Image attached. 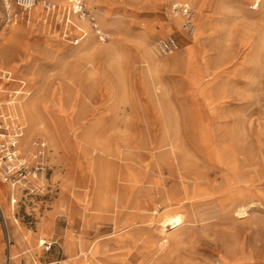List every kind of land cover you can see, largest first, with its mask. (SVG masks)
<instances>
[{
    "label": "rangeland",
    "instance_id": "obj_1",
    "mask_svg": "<svg viewBox=\"0 0 264 264\" xmlns=\"http://www.w3.org/2000/svg\"><path fill=\"white\" fill-rule=\"evenodd\" d=\"M47 1L59 11L44 7L39 17L8 25L0 0V69L13 74L14 86L24 83L26 127L14 166L32 173V182L12 188L1 178L10 166L4 161L0 186L18 191L12 231L25 241L29 264H264V4L86 0L95 28L73 14L70 0L67 10ZM178 3L195 12L191 56L194 37L181 18L180 26L172 21ZM168 35L180 47L161 56L157 42ZM26 103L34 106L31 121ZM40 140L48 148L35 179ZM206 161L246 163L232 185L226 170ZM240 194L247 195L244 214L228 201ZM165 214H180L183 224L163 225ZM43 242L55 244L46 252Z\"/></svg>",
    "mask_w": 264,
    "mask_h": 264
},
{
    "label": "built area",
    "instance_id": "obj_2",
    "mask_svg": "<svg viewBox=\"0 0 264 264\" xmlns=\"http://www.w3.org/2000/svg\"><path fill=\"white\" fill-rule=\"evenodd\" d=\"M71 1V11L74 15H77L81 19H87L92 24H94L95 28L98 26L95 24L96 17L91 13L88 8L86 0H70ZM5 5L6 12V22L8 25L18 24L23 17L29 19V14L34 9L39 0H3ZM44 7L49 12H57L59 11L58 7L53 4L45 3ZM258 5L256 6V9ZM19 10L18 12L16 11ZM171 13L174 16L181 17L183 22V29L189 35L193 36L196 31V23H195V12L192 6L189 3H178L174 4L171 7ZM100 34H102L99 31ZM180 44L176 37L173 35H168L164 38H161L157 42V51L161 56H170L179 50ZM23 95V93H22ZM20 93L15 92L9 94V98L7 101H0V168L6 166L7 164L4 161H7L8 166L5 174L1 176V178L6 183H10L12 188H16V185L30 182L32 178H29L31 170H28V167L24 163H20V166H14L15 161H19V152L18 144L20 139L24 136L25 126L20 122V113H19V100ZM35 153L34 159L36 167H34L33 177L37 179L39 177V172L45 170V156L47 153V143L45 141H37L34 143ZM23 161V160H22ZM18 171H15L17 170ZM30 173V174H29ZM16 174H18L21 178L16 180ZM32 182V181H31ZM0 218L4 221V225H6V220L4 218V211L0 205ZM8 244H10V240L8 237ZM53 244L46 245V251H50ZM8 264H10V258H8Z\"/></svg>",
    "mask_w": 264,
    "mask_h": 264
},
{
    "label": "bare ground",
    "instance_id": "obj_3",
    "mask_svg": "<svg viewBox=\"0 0 264 264\" xmlns=\"http://www.w3.org/2000/svg\"><path fill=\"white\" fill-rule=\"evenodd\" d=\"M50 1V0H49ZM55 1H57V2H59V3H62V4H64V5H66V10L67 9H69V7H67V6H69V0H55ZM189 1H191V0H189ZM198 0H192V2H194V3H196ZM48 1L47 0H39V3L37 4V6L34 8V9H32V11L30 12V15L32 16V17H34V18H37V17H39L41 14H42V12H43V8H44V5H45V3H47ZM51 2V1H50ZM54 2V1H53ZM257 3H258V8H259V6H260V4L261 3H263L264 4V0H257ZM87 5H88V3H87ZM89 6V5H88ZM260 7H262V6H260ZM45 13V12H44ZM43 15H45V14H43ZM171 15H173L172 13H171ZM174 16V15H173ZM76 17V16H75ZM175 18H173L172 19V21H173V23L174 24H176V26H180V20H178V18H181V17H179V16H174ZM263 17V16H262ZM177 18V19H176ZM40 19V18H39ZM80 19V18H79ZM81 20V19H80ZM181 20L184 22V20L181 18ZM73 22H74V20H73ZM82 22V21H81ZM85 22H87V21H85ZM260 22H261V20H260ZM262 23V22H261ZM74 24V23H73ZM83 24V23H82ZM86 24H89V23H86ZM93 25V24H92ZM252 26V25H251ZM76 27H77V31L78 32H82V31H84V32H86L81 26H79V25H77L76 24ZM254 27H255V25H254ZM89 28V27H88ZM261 29V28H260ZM88 30H90V29H88ZM254 30V29H253ZM198 30H197V32L195 31V34L192 36V37H194L193 39V42L192 43H190V44H188V54L191 56V54H192V52L193 51H195V49H196V47H197V45H198ZM86 34V33H85ZM89 34L87 33V35L86 36H88ZM148 35H149V33H148ZM255 35V34H254ZM255 37H257V36H255ZM86 39H88V38H86ZM91 41V40H90ZM148 42V41H147ZM255 43V42H254ZM251 44V43H250ZM145 45V44H144ZM144 45H143V47H144ZM147 46V45H146ZM151 47V46H150ZM145 48V47H144ZM145 51V50H144ZM148 54H149V56L150 57H152V58H154L153 57V48L152 49H148ZM158 56V55H157ZM146 58V57H145ZM146 61V60H145ZM148 61V60H147ZM149 62V61H148ZM154 63H155V61H154ZM153 63V64H154ZM160 63V62H159ZM162 63V62H161ZM179 63V62H178ZM152 65V64H151ZM163 65H164V63H163ZM237 66V65H236ZM152 67H154V65L152 66ZM157 67H158V65H157ZM197 67V66H196ZM153 69H156V68H153ZM159 69V68H158ZM0 71H5V70H2V69H0ZM153 71V70H152ZM151 72V71H150ZM261 73V72H260ZM152 74V73H151ZM150 74V75H151ZM217 74V73H216ZM210 76V75H209ZM207 78V77H206ZM10 79V78H9ZM206 80V79H205ZM2 91V90H1ZM25 105V108L27 109V111H28V115H29V118H30V121L32 120V118L34 117V114L35 113H33V111H34V106H33V104L32 103H26V104H24ZM22 108V113L24 114V109H23V104H22V106H21ZM19 113H20V115H21V119H22V122H24V119L22 118V114H21V111H20V107H19ZM24 118H25V116H24ZM26 119H27V117H26ZM36 121H39V120H36ZM32 123V122H31ZM28 126H29V124H28ZM26 127V126H25ZM38 130V129H37ZM25 131V130H24ZM30 132H31V130H30ZM30 132H28V134H27V136H26V138L22 141V145H21V148L24 150V151H27V150H29L28 148H30V145H29V140H30V136H31V134H30ZM37 134V133H36ZM46 134V133H45ZM48 136V135H47ZM35 137V136H34ZM56 140V139H55ZM31 142V141H30ZM57 142V141H56ZM53 145H55V143L53 144ZM29 152V151H28ZM21 153V152H20ZM22 162V161H21ZM190 161H182V164L181 165H185V166H187L188 165V163H189ZM168 163V162H167ZM205 164V167H209V166H211V165H213V166H218L219 168H221V169H223V170H226L228 173H229V175H230V177H231V180H230V182L232 183V185H236L237 183H238V181L240 180V174H241V172H243L241 169H242V165L243 164H245L246 163V161H206V162H204ZM171 165V164H170ZM172 166V165H171ZM190 167H192L191 165H189ZM180 168V167H179ZM185 168V167H184ZM190 169V168H189ZM198 169H200V167L198 168ZM243 177V176H242ZM1 179V178H0ZM190 179V178H189ZM207 179H208V175L207 174H203L202 176H200L198 179H197V181H199V183H200V186L202 187V188H204L205 186H206V182H207ZM223 179V178H222ZM243 179V178H242ZM202 180V181H201ZM188 181H190V180H188ZM194 181H195V179H194ZM193 181V182H194ZM184 182V181H183ZM226 182V181H225ZM244 182V181H243ZM188 184V183H187ZM165 185V184H164ZM230 185V184H229ZM238 185V184H237ZM242 186H244V185H242ZM169 187V186H168ZM223 187V186H222ZM221 187V188H222ZM225 187V186H224ZM151 188V187H150ZM167 188V187H166ZM202 188H199L200 189V191L203 193L202 195L205 197L206 195H207V192L204 190V189H202ZM213 188V187H212ZM163 189V188H162ZM216 189V188H215ZM249 189V188H248ZM218 190H219V188H218ZM221 190V189H220ZM228 190V189H227ZM16 191L17 190H9L8 188H6V187H4V185L3 186H0V204L2 205V208H3V211H4V218H5V220H6V222L9 224V227H14L15 226V224H18V220L15 218V222L13 221V215H12V213H11V210H10V206L12 205V203L14 202V200L16 199ZM223 191H225V190H223ZM18 192V191H17ZM206 192V193H205ZM229 192V191H228ZM238 192V191H237ZM217 193V192H216ZM187 194V193H186ZM196 194V193H195ZM249 194V193H248ZM190 195V194H189ZM200 195V194H199ZM214 195H215V193H214ZM214 195H212L213 197H214ZM233 195V194H232ZM164 198H166L167 199V203L169 204V205H171V206H173V204H174V199H173V196H172V194L171 193H169V192H166V193H164L163 195H162ZM191 196V195H190ZM201 196V195H200ZM218 196V195H217ZM236 196V195H235ZM229 197V196H228ZM197 198V197H196ZM210 198V197H209ZM218 198V197H217ZM231 198V197H230ZM245 199H247V195H245V194H240V195H238V196H236V197H234L233 199H229L228 201H232L231 202V206H234L235 207V209H236V212L238 213V214H244L245 213V211H246V205H245ZM8 200H9V205H6V203H8ZM196 200V199H195ZM202 200V199H201ZM209 200V199H208ZM182 201V200H181ZM181 201H180V203H181ZM216 201H218V200H216ZM183 202V201H182ZM190 202V201H189ZM211 202V201H210ZM230 202H228V203H230ZM201 203V202H200ZM253 203V202H252ZM4 205H5V207H4ZM247 212V211H246ZM236 214V213H235ZM247 214V213H246ZM161 222L163 223V225H172L173 226V228H177V227H180L182 224H183V220H182V216L180 215V214H177V215H175V216H171V215H169V214H165V215H163V217H162V219H161ZM11 231V230H10ZM72 242H73V245H74V249L76 250L77 249V247H78V245H77V242L72 238ZM12 249L10 248V251H11ZM73 252V251H72ZM74 255V254H73ZM73 257H75V256H73ZM9 258V257H8ZM10 258H12V254H10Z\"/></svg>",
    "mask_w": 264,
    "mask_h": 264
},
{
    "label": "crops",
    "instance_id": "obj_4",
    "mask_svg": "<svg viewBox=\"0 0 264 264\" xmlns=\"http://www.w3.org/2000/svg\"><path fill=\"white\" fill-rule=\"evenodd\" d=\"M12 76L13 74L12 73L10 74V72L0 71V101H7L9 98V94H12L15 92L20 93V95L22 96V91H20V89H22V84L24 83L18 80V82L16 83H20L21 86L19 87L14 86L13 84H11ZM5 81L7 84L3 85V82ZM4 226L6 228V232L10 240V244H8V242L7 243L5 242L6 251L8 252V256H6V264H8V257L10 258V254H12V258H10V264H29L31 262V257L27 255V252L25 250L26 243L22 239V236L20 235L19 232L14 233L12 231V227H9V224L7 222H6V225ZM3 232H4L3 227L0 224V258L3 252ZM42 244L44 245L45 242H43ZM10 248L12 249L11 251H10ZM46 252H49V251H46ZM46 264H60V262H51V263H46Z\"/></svg>",
    "mask_w": 264,
    "mask_h": 264
}]
</instances>
